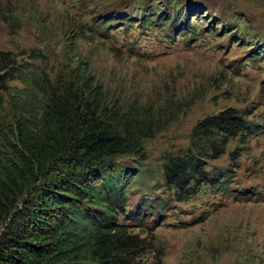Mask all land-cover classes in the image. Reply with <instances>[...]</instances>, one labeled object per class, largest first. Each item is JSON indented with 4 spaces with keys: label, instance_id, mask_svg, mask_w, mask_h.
I'll return each mask as SVG.
<instances>
[{
    "label": "rangeland",
    "instance_id": "1",
    "mask_svg": "<svg viewBox=\"0 0 264 264\" xmlns=\"http://www.w3.org/2000/svg\"><path fill=\"white\" fill-rule=\"evenodd\" d=\"M0 50L16 67L7 81L0 71L2 156L10 148L30 157L16 126L44 127L54 99L79 84L94 86L108 108L141 115L137 150L112 158L129 174L120 181L125 211L143 209L136 219L118 215L132 248L119 254L125 264L132 253L138 264H264V0H0ZM229 108L254 132L213 129L215 148L193 143L195 125ZM191 151L207 173L227 171L229 193L170 184L164 163ZM20 169L31 184L24 197L42 209L43 176ZM149 200L157 214L142 206Z\"/></svg>",
    "mask_w": 264,
    "mask_h": 264
},
{
    "label": "trees",
    "instance_id": "2",
    "mask_svg": "<svg viewBox=\"0 0 264 264\" xmlns=\"http://www.w3.org/2000/svg\"><path fill=\"white\" fill-rule=\"evenodd\" d=\"M153 17L158 15L154 13ZM153 17L146 18L145 22H150ZM174 20L181 24L177 18ZM184 24L185 21L181 25ZM179 25L175 23V27L179 28ZM259 57L258 52H252L249 60L256 62ZM12 63L14 60L9 52L0 50V71H3L4 81L15 74L16 67ZM79 85L75 93L63 90L54 99L51 107L54 118H46L44 127L35 125L33 128L23 123L16 126L20 142L30 157L11 155L10 148L8 154H0V264H125L119 254L132 252L128 247L131 242L124 236L125 226L118 222V215L136 219L143 209L125 211L127 197L120 181H125L129 174L122 168L117 170V163L112 158L137 150L138 145L133 142L141 134L145 135L138 125L141 115L122 114L115 108H108L94 86L85 90L87 83L83 87ZM234 112L237 111L229 108L195 125L191 136L193 143L203 138L205 145L210 143L215 148L209 134L213 129L230 136L239 130H255ZM52 123L58 129L53 130ZM120 131L128 133L127 138H121ZM36 145H40L39 150ZM42 149L44 153L47 149V158H40ZM202 154L208 153L202 151ZM14 157L16 163L12 160ZM31 157L39 164L48 163L45 168L37 169L30 161ZM200 165V158L191 151L170 156L163 167L174 186L193 180L188 188H194L202 181L229 193L230 187L224 182L231 176L226 170L225 174L216 169L207 173ZM23 166L34 178L39 179L40 175L44 178L38 191L43 197L42 209L24 197L30 193L27 191L31 184L27 175L22 174L20 168ZM189 169L199 177L186 176ZM96 180H100L98 185L94 184ZM188 188L186 192H189ZM142 206L157 214L156 205L150 200L142 202ZM80 224L83 225L78 230ZM84 238L86 252L80 257L83 253L79 243ZM136 257L132 253V264H138Z\"/></svg>",
    "mask_w": 264,
    "mask_h": 264
}]
</instances>
